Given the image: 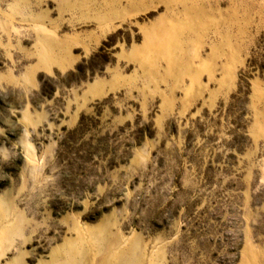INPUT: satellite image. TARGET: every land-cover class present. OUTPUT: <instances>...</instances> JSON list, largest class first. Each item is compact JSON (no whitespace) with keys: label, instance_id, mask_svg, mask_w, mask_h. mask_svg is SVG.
Returning <instances> with one entry per match:
<instances>
[{"label":"rangeland","instance_id":"obj_1","mask_svg":"<svg viewBox=\"0 0 264 264\" xmlns=\"http://www.w3.org/2000/svg\"><path fill=\"white\" fill-rule=\"evenodd\" d=\"M0 264H264V0H0Z\"/></svg>","mask_w":264,"mask_h":264}]
</instances>
